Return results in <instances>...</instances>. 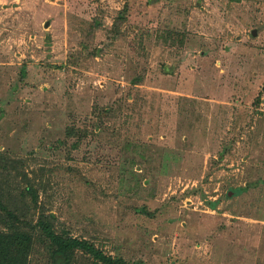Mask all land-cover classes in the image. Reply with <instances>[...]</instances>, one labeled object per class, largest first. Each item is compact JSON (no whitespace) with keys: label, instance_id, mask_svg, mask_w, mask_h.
I'll list each match as a JSON object with an SVG mask.
<instances>
[{"label":"rangeland","instance_id":"374dc122","mask_svg":"<svg viewBox=\"0 0 264 264\" xmlns=\"http://www.w3.org/2000/svg\"><path fill=\"white\" fill-rule=\"evenodd\" d=\"M40 223L109 264H264V0H0V233L106 264Z\"/></svg>","mask_w":264,"mask_h":264},{"label":"trees","instance_id":"16d2710c","mask_svg":"<svg viewBox=\"0 0 264 264\" xmlns=\"http://www.w3.org/2000/svg\"><path fill=\"white\" fill-rule=\"evenodd\" d=\"M39 227L45 236L55 246L57 256L61 260L64 261L66 259V253L68 249L79 248L86 250L87 252L94 255L95 258L101 259V261L106 264L110 263V260L106 259L104 256L95 255L96 252L92 247L78 241L64 240L63 238L54 234L50 227L44 223H40ZM28 247L29 239L25 235L0 233V264H26Z\"/></svg>","mask_w":264,"mask_h":264}]
</instances>
